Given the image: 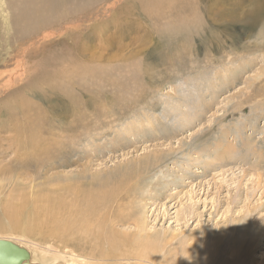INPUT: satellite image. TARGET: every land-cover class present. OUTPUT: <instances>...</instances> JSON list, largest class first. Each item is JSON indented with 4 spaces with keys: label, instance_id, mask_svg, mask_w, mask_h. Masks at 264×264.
Returning <instances> with one entry per match:
<instances>
[{
    "label": "rangeland",
    "instance_id": "374dc122",
    "mask_svg": "<svg viewBox=\"0 0 264 264\" xmlns=\"http://www.w3.org/2000/svg\"><path fill=\"white\" fill-rule=\"evenodd\" d=\"M25 10L0 0V177L18 182L0 195V236L83 264H264V0ZM82 172L74 185L108 199L110 233L147 236L145 257L70 237L62 215L7 228L31 187L53 185L42 194L61 205L73 182L60 173ZM33 249L38 263L72 264Z\"/></svg>",
    "mask_w": 264,
    "mask_h": 264
},
{
    "label": "bare ground",
    "instance_id": "6f19581e",
    "mask_svg": "<svg viewBox=\"0 0 264 264\" xmlns=\"http://www.w3.org/2000/svg\"><path fill=\"white\" fill-rule=\"evenodd\" d=\"M7 1H8V4L13 7L15 16L18 18V17H22L24 14H26L25 9L28 6L30 8H32V6L35 4L43 5L45 2H47L49 0H7ZM53 1H55V0H53ZM16 4H19L21 6L20 10H18L16 8ZM70 85H72V83ZM75 86H71V87L75 88ZM45 152L48 153V151L46 149H41L40 153H45ZM64 163H66V162H64ZM54 164H56L55 160L51 161L50 166L52 167V166H54ZM60 174L63 177H65L66 179L70 180V178H71V181L73 182V184L69 181L66 183H62V185L64 186L63 204H61V205L58 204L56 192L49 193V194H42L44 191L54 190L53 185L45 184L43 188L40 187L38 189H36L35 187L30 188V186H29L30 191L28 192V194H29V197L31 196L30 198L33 199L32 203H30V205L28 206L29 210L27 212H18L17 214H15L14 217L6 219L7 228L12 229L13 227L15 228L17 226L16 229H21L22 231H25V232L29 231V230L32 231L38 225L43 224V218L45 216H47L48 221L57 220V219L59 220L60 218H63L62 216H64V218L68 219V221H69L68 223H70L71 227L73 228L70 230L69 229L68 230L64 229V230L72 238L73 237H79L85 242H92V241L94 242V238L102 239V240L104 239L103 241L106 240L107 243L111 246V248L113 250L128 249V251L130 253V255H128V256H132V255L141 256V257L146 256L145 255L146 254L145 242H147V238H146L147 236L145 238L143 236V238H144L143 241H141V240L138 241V239H135V237L139 233H136V235L135 236L133 235L132 237L131 236H124L123 238L119 237L120 234L116 233L115 230H114V234L110 233L111 229L108 228V226H110V222H111L110 221V213H108V208L106 206L108 199L105 196L103 197L102 194H101V196H92L91 197V194H89L88 192L87 193L83 192L84 190L82 191L79 188V186L81 187V185H79V186L77 185L78 187L75 186L76 184L74 185L75 182H80V184L83 183V181H81V180L82 179L84 180L86 178L85 172L78 174V178H80V180H73L74 178L70 177L71 175H69V174H67V175L63 174V173H60ZM0 178H4L6 181V184L3 186V189L0 192V195L2 197H5L6 199H8L10 195L8 196V194L5 191H8L11 188L7 185V183H11L13 185H16V183H18V182H16V181L14 182L15 176L13 174H10V173L7 176H3ZM0 184H1V182H0ZM58 188H61V187L58 186ZM23 191H25V190H23ZM19 192H20V190H19ZM43 202L45 205L40 204ZM127 211L129 212V210H127ZM60 215H62V216H60ZM117 217L119 218V217H121V215L117 216ZM60 223H61L60 225L63 224L62 222H60ZM68 223H64V224L68 225ZM138 223H140V222H138ZM138 223H136V228L138 229L137 231L141 230L140 229L141 227L138 225ZM66 228H67V226H66ZM144 229H143V231H145ZM247 232L249 233V228H247ZM9 234H11V233H5V235L0 236V239L11 240L12 242L18 244L19 246L27 248L32 255V262L33 263L45 264L43 262H40V263L36 262L37 259L34 258V251H32V248L39 251L45 259H48L50 256H53V257H57V258H60L63 260L68 258L69 260L66 259L65 261H68L69 263L71 262L72 264H83L86 262V260H84L83 258L79 259L76 255H73V256H68L66 254L65 255H56V254L52 253L50 250H47V249L45 250L44 248H42L39 245H36V244L35 245L33 244L34 246L29 245L31 242L28 244V242H26L25 239L23 240L22 238L9 236ZM139 238H140V234H139ZM241 239H242V237H241ZM244 239H246V238H244ZM78 240H80V239H78ZM101 243H105V242H101ZM242 249H244V248H242ZM130 251H133L134 253H132ZM129 253H125L124 255H127ZM241 258H243V257H241ZM234 259H235V257H234ZM243 259L245 260V262H239V263H241V264H256L255 261H252L248 258H243ZM240 261H242V260H240ZM172 264H174V263H172ZM232 264H238V262H233Z\"/></svg>",
    "mask_w": 264,
    "mask_h": 264
},
{
    "label": "water",
    "instance_id": "95a60500",
    "mask_svg": "<svg viewBox=\"0 0 264 264\" xmlns=\"http://www.w3.org/2000/svg\"><path fill=\"white\" fill-rule=\"evenodd\" d=\"M0 264H36L30 251L8 239H0Z\"/></svg>",
    "mask_w": 264,
    "mask_h": 264
}]
</instances>
